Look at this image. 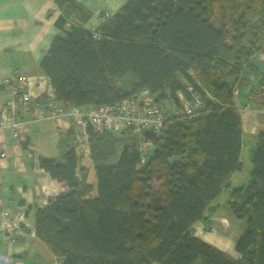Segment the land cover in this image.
Wrapping results in <instances>:
<instances>
[{
  "label": "trees",
  "instance_id": "trees-1",
  "mask_svg": "<svg viewBox=\"0 0 264 264\" xmlns=\"http://www.w3.org/2000/svg\"><path fill=\"white\" fill-rule=\"evenodd\" d=\"M55 7L61 35L39 69L57 107L86 111L147 91L173 115L159 135L141 133L152 142L145 155L133 130L89 129L95 184L68 132L64 164L40 160L68 192L36 211V237L60 264H264V133L249 152L248 179L230 184L244 167L233 92L258 77L252 58L264 35V0H129L93 31L74 0ZM257 86L264 90V76ZM196 100L191 113H174ZM155 175L163 180L157 190ZM223 191L221 205L244 223L235 256L193 235Z\"/></svg>",
  "mask_w": 264,
  "mask_h": 264
},
{
  "label": "crops",
  "instance_id": "crops-1",
  "mask_svg": "<svg viewBox=\"0 0 264 264\" xmlns=\"http://www.w3.org/2000/svg\"><path fill=\"white\" fill-rule=\"evenodd\" d=\"M74 1L90 13L85 27L94 29L102 15L113 16L129 0ZM55 3L56 0H0V122L6 113V79L25 77L28 85L23 92L29 95L28 103L19 106L22 125L17 138L13 139L10 131L0 127V214L5 208L19 211L23 213L24 221L33 226L37 210L45 207L51 198L68 192L64 182L51 178L41 168L40 160L50 159L64 164L60 142L68 132H72L73 140L77 131L70 117L41 118L48 112L49 83L39 64L53 37L61 35L54 25L58 17ZM259 45L260 50L252 58L259 73L252 81L253 88L247 86L233 94L234 107L241 120L243 162L249 159L251 148L264 133V90L257 86L258 80L264 76V35ZM178 97L183 99L180 94ZM82 157V164L93 168L88 151ZM242 172L243 169L232 175V187L246 180ZM226 197L223 191L220 198L225 201ZM215 203L219 207L214 213L205 215V222L193 226V235L235 256V243L244 230L238 229L235 233L230 224L228 232L226 225L231 215L221 205L224 202ZM0 264H60V259L53 256L37 237L25 243L24 233L16 237L0 234Z\"/></svg>",
  "mask_w": 264,
  "mask_h": 264
},
{
  "label": "built area",
  "instance_id": "built-area-1",
  "mask_svg": "<svg viewBox=\"0 0 264 264\" xmlns=\"http://www.w3.org/2000/svg\"><path fill=\"white\" fill-rule=\"evenodd\" d=\"M107 17V15H102L100 22L105 21ZM89 30L93 31V29ZM27 85V79L23 76H12L4 81V86L7 89L6 113L3 121L0 122V127L10 131L13 139L17 138L22 125L19 106L20 104L26 105L29 101V95L27 92H23ZM47 89L49 94L48 112L46 115L43 114L41 118L70 117L77 128L74 140L76 143L75 151L79 156L85 155L88 150L89 129L95 133H119L126 129L133 130L139 136V152L141 155H145L152 149V142L150 140L145 141L141 133L151 130L153 134L159 135L163 124L173 115L171 112L166 113L163 104H156L147 91H142L114 105L99 106L85 111L76 107H57L53 89L50 85ZM236 92L235 89L233 93ZM198 107H200V102L197 100L194 104L183 103L181 110H175L174 113L185 115ZM1 157H4V154H1ZM141 162H144L143 158H141ZM23 233L25 243L29 239L36 238L34 226L24 221L23 213L10 208L3 209L0 214V234L16 237Z\"/></svg>",
  "mask_w": 264,
  "mask_h": 264
},
{
  "label": "rangeland",
  "instance_id": "rangeland-1",
  "mask_svg": "<svg viewBox=\"0 0 264 264\" xmlns=\"http://www.w3.org/2000/svg\"><path fill=\"white\" fill-rule=\"evenodd\" d=\"M215 24H217L216 21H215ZM119 155H120V150L118 149L115 160L119 157ZM87 168H89V172H87V177H88V180H89L88 182H90L92 184H95L96 181H95L94 169L92 167H89V166ZM250 168H251L250 158L248 160L244 159V167H243L242 175L246 176L245 179H248ZM158 178H159V176L158 177L156 175L154 176V181L152 183L153 190H157L160 187V185L163 183V180L160 181V180H158ZM218 202H224L223 198H220L218 200ZM208 215H210V214L208 213ZM206 220H207V218H206ZM230 224L232 225L233 232H235V233L237 232L238 229L243 230V227H244L243 221L242 222L237 221L235 218L229 216L228 225H226V226H228L226 228L228 230V232H229V228H230L229 225ZM235 226H236V228H235ZM228 232H226V234H228ZM232 236H234V234ZM232 256H233V254H232Z\"/></svg>",
  "mask_w": 264,
  "mask_h": 264
}]
</instances>
